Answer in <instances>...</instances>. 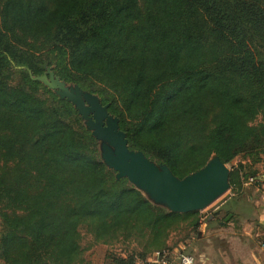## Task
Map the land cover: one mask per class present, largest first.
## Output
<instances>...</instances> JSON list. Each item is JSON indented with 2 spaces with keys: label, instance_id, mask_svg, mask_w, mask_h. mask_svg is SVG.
I'll return each instance as SVG.
<instances>
[{
  "label": "trees",
  "instance_id": "1",
  "mask_svg": "<svg viewBox=\"0 0 264 264\" xmlns=\"http://www.w3.org/2000/svg\"><path fill=\"white\" fill-rule=\"evenodd\" d=\"M47 67L96 93L128 146L179 177L212 154L264 164V0H0V262L88 264L86 232L134 244L107 250L130 264L202 220L116 177L73 102L32 77ZM240 168L233 195L264 169Z\"/></svg>",
  "mask_w": 264,
  "mask_h": 264
},
{
  "label": "water",
  "instance_id": "2",
  "mask_svg": "<svg viewBox=\"0 0 264 264\" xmlns=\"http://www.w3.org/2000/svg\"><path fill=\"white\" fill-rule=\"evenodd\" d=\"M32 77L73 102L86 128L100 141V154L107 166L116 170V177L126 176L153 200L176 211L201 209L229 188V168L218 155H211L202 166L179 177L165 162H156L142 150L128 146L118 117L109 113L107 103L96 93L67 83L49 68Z\"/></svg>",
  "mask_w": 264,
  "mask_h": 264
},
{
  "label": "crops",
  "instance_id": "3",
  "mask_svg": "<svg viewBox=\"0 0 264 264\" xmlns=\"http://www.w3.org/2000/svg\"><path fill=\"white\" fill-rule=\"evenodd\" d=\"M246 188L217 201L219 212L206 214L196 232L184 239L169 236V248L184 246L196 264H264V196ZM168 264H176L175 257Z\"/></svg>",
  "mask_w": 264,
  "mask_h": 264
},
{
  "label": "rangeland",
  "instance_id": "4",
  "mask_svg": "<svg viewBox=\"0 0 264 264\" xmlns=\"http://www.w3.org/2000/svg\"><path fill=\"white\" fill-rule=\"evenodd\" d=\"M48 68L50 69V67H47V69ZM259 118L260 117L258 116L254 122L259 121ZM226 165L228 166L229 170L232 168L237 169L238 167L241 166L240 171H239V176L240 175L243 176V174L251 171L252 169L259 170V169H262L264 167L263 161L257 160L256 155H254V157H253V155L252 156L251 155H242V156L237 155V156L233 157L230 161L226 162ZM248 188L251 191V193H253V194L257 193L258 195L262 196V198H263L264 188L261 190H258V188H255V189L250 188V187H248ZM246 190H247V188L244 189L243 192ZM230 191L231 190H229V188H227L218 197H216L214 200H212L208 205L199 209L201 219L204 220L206 218V214H208L209 212H211L214 209L215 203L217 201L223 199L227 195H229ZM188 228H189L188 224L182 223L177 229H175V231L171 232V235L172 236H175V235L181 236L182 234H186V232L189 230ZM82 243L85 246L84 254H85V258H86L88 264H111L112 259L110 256H107V250L108 251H111V250L119 251V249L121 247H123V248L126 247V245L124 243H120V242L112 244V245H106V244H100V243L92 244L91 243V236L89 233H86V232H84V234H83ZM132 246H134V244H130L126 248L130 249ZM122 251H123V253H126V251L124 249ZM0 264H6V263L0 262Z\"/></svg>",
  "mask_w": 264,
  "mask_h": 264
},
{
  "label": "built area",
  "instance_id": "5",
  "mask_svg": "<svg viewBox=\"0 0 264 264\" xmlns=\"http://www.w3.org/2000/svg\"><path fill=\"white\" fill-rule=\"evenodd\" d=\"M244 184L255 185V188H264V169L249 175ZM175 257L176 264H196L193 254L184 246L176 248H163L153 251L149 256H135L130 264H168L169 260Z\"/></svg>",
  "mask_w": 264,
  "mask_h": 264
}]
</instances>
